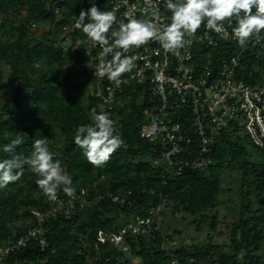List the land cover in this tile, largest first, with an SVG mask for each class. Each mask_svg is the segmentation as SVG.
Returning <instances> with one entry per match:
<instances>
[{
  "label": "trees",
  "instance_id": "16d2710c",
  "mask_svg": "<svg viewBox=\"0 0 264 264\" xmlns=\"http://www.w3.org/2000/svg\"><path fill=\"white\" fill-rule=\"evenodd\" d=\"M97 5L110 10L109 0H97ZM88 7L84 0H0V64L8 67L14 82L10 96L0 103V146L26 134L16 150L23 159L30 155L34 140L46 139L62 171L71 176L75 192L84 188L87 199L85 206L75 205L69 214L60 212L46 220L45 247L30 238L0 259V264H172V260L174 264H264V161L250 157L236 129H221L205 169L172 174L163 163L153 164L155 146L140 136L147 94L142 97L139 87L127 90L111 108H103L90 92L92 64L82 44L86 37L74 27L80 10ZM41 25L46 27L36 33ZM66 37L69 42L63 44ZM228 44L207 51L218 61L234 50ZM251 57L250 63H242L240 73L248 82L261 83L264 54ZM6 84L0 68V89ZM93 108L110 115L115 134L123 140L102 167L90 164L72 139L77 125L90 122ZM244 138L264 158V148L248 134ZM8 155L0 150V158ZM223 168L237 173L236 186H223ZM35 180L25 165L20 180L0 189V243H12L27 231L30 209L52 202ZM232 182L230 178L227 184ZM231 189L238 195L237 216L226 224V248L222 249L211 241L218 216L206 212L216 209L222 203L221 194ZM63 193L58 190L57 196ZM158 205L157 225L166 211L172 216L179 212L198 216L193 219L196 229L209 221L213 234L203 243L165 249V236L157 226L150 236L125 240L126 252L110 243L94 247L99 231L115 232L134 216L149 215Z\"/></svg>",
  "mask_w": 264,
  "mask_h": 264
},
{
  "label": "built area",
  "instance_id": "2783aa9c",
  "mask_svg": "<svg viewBox=\"0 0 264 264\" xmlns=\"http://www.w3.org/2000/svg\"><path fill=\"white\" fill-rule=\"evenodd\" d=\"M109 5L117 16L116 25L108 33L110 40L111 31L118 29L119 22L130 18L159 25L170 22L165 0H109ZM185 41L174 53L166 52L156 41L130 48L127 55L135 57L134 67L123 73L118 82L94 75L103 62L111 59V54L101 57L99 46L90 47L86 38L82 43L86 58L92 64L90 92L100 100L101 107L111 108L116 97L127 90L139 87L142 97L147 94L140 136L155 146L157 156L152 163H163L172 174L186 169H205L211 163L208 154L221 129L244 130L256 145L264 148V81L248 82L240 73L242 63H250L251 56L264 54V38L260 43L251 39L245 46H239L233 38L232 25L225 21L219 33L206 29L202 22ZM68 42V37L62 40L63 44ZM223 43H229L234 50L216 61L207 50ZM85 194L86 190L81 187L71 197L63 193L47 207L30 209L31 226L12 243H0V259L18 250L30 238L36 239L41 248L45 247L46 220L60 212L69 214L75 205L85 206ZM160 207L151 209L147 216H134L115 232L99 231L94 247L110 243L118 250L128 251L125 240L150 236L158 228L155 217Z\"/></svg>",
  "mask_w": 264,
  "mask_h": 264
},
{
  "label": "clouds",
  "instance_id": "9594fccd",
  "mask_svg": "<svg viewBox=\"0 0 264 264\" xmlns=\"http://www.w3.org/2000/svg\"><path fill=\"white\" fill-rule=\"evenodd\" d=\"M84 2L89 7L80 10L74 27L82 31L90 47L102 49L101 57L111 54V59L103 62L94 75L113 82H118L123 73L134 67L135 57L127 55L130 48L156 41L166 52L174 53L184 46L185 37L194 34L202 22L206 29L219 33L227 21L232 25L235 42L242 47L251 39L260 43L264 38V0H165L170 22L159 25L146 19L130 18L127 22H119L118 29L111 31V40L108 33L117 23L115 10H101L97 0ZM89 118V123L75 127L73 143L90 164L102 167L121 147L123 140L115 134L114 121L107 112H97L93 108ZM24 136L26 134L16 136L0 146L3 153L9 154L0 158V189L20 180L27 165L47 199L55 201L58 190L73 196L76 189L72 186V178L62 171L61 162L54 158L55 153L46 139L34 140L30 155L21 159L16 150L23 144Z\"/></svg>",
  "mask_w": 264,
  "mask_h": 264
},
{
  "label": "rangeland",
  "instance_id": "374dc122",
  "mask_svg": "<svg viewBox=\"0 0 264 264\" xmlns=\"http://www.w3.org/2000/svg\"><path fill=\"white\" fill-rule=\"evenodd\" d=\"M44 27H46V25L36 27V33L40 32ZM0 68L3 79L7 83L4 88L0 89V103H2L10 96L11 88L14 87V82L10 79L8 67L4 63L0 64ZM244 133V130H240L236 134H239L242 141H244L247 145V152L250 157L256 161H264L260 150H256L250 146L248 138H244ZM220 176L223 186L234 187L237 185V173L234 170L230 168H223ZM230 178L233 182L231 184H227ZM221 199L222 203L216 209L206 212L209 216H212L213 214L218 216L219 221L215 225L217 231L216 234L212 233L214 231H211L209 221L204 222L199 229H196L193 219L198 218V216H192L179 212H175V215L172 216L169 211H166L165 214L158 219L160 233L165 236L163 247L165 249H175L183 244H190L193 242L203 243L207 241V235L211 233L213 234L211 236V241L213 243L220 244L221 247L226 246V224L236 218L239 200L236 190L233 189L230 190V193L226 191L223 192L221 194ZM167 207V209H170L171 206L169 205ZM17 222L19 223L20 220ZM173 231H177V233H173ZM225 248L226 247H223L222 249Z\"/></svg>",
  "mask_w": 264,
  "mask_h": 264
}]
</instances>
